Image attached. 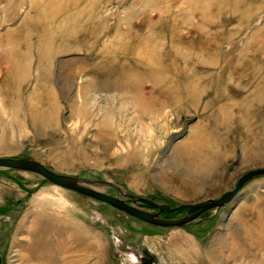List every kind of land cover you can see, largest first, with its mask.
Wrapping results in <instances>:
<instances>
[{"label": "rangeland", "instance_id": "1", "mask_svg": "<svg viewBox=\"0 0 264 264\" xmlns=\"http://www.w3.org/2000/svg\"><path fill=\"white\" fill-rule=\"evenodd\" d=\"M0 156L163 218L219 197L264 167V0H0ZM144 258L264 264V174L163 227L0 167V264Z\"/></svg>", "mask_w": 264, "mask_h": 264}, {"label": "water", "instance_id": "2", "mask_svg": "<svg viewBox=\"0 0 264 264\" xmlns=\"http://www.w3.org/2000/svg\"><path fill=\"white\" fill-rule=\"evenodd\" d=\"M0 167L27 170L37 173L54 184L75 190L82 195L105 202L110 206L120 211H123L124 213L130 216L145 221L147 223L163 226V227L183 226L193 221L204 211H207L209 209H217L225 206L227 203L230 202V200L235 196V194L239 191L241 186L248 179L256 175L264 174V167L250 169L237 179L232 189L227 190L219 197L210 198L205 201L193 203V204L177 205L175 208L184 207L190 209V212L177 218H163L159 216L160 212L164 210H170L171 208L156 205L157 211L155 212H147L141 210L135 207L134 205H132L126 199L96 190L88 186L82 179L73 175L63 174L53 171L48 167H46L45 165H43L41 162L34 159H30L26 157L0 156ZM134 264H154V263L150 259L144 258L140 262Z\"/></svg>", "mask_w": 264, "mask_h": 264}, {"label": "bare ground", "instance_id": "3", "mask_svg": "<svg viewBox=\"0 0 264 264\" xmlns=\"http://www.w3.org/2000/svg\"><path fill=\"white\" fill-rule=\"evenodd\" d=\"M38 61L40 62V59L38 58ZM19 65H20V63H19ZM17 67H19L18 65H17ZM40 73V72H39ZM127 76V75H126ZM126 77H124L123 76V78H122V80H124ZM131 77H129V79H130ZM137 82V81H136ZM142 85L143 84H141L140 82L138 83H136L135 85L133 84V86H131V87H133L134 89H136V87L137 88H142ZM138 99V101L137 100H134V102H135V104H137V105H139L140 107H141V105H143V103L144 104H150L151 102H150V100H148V99H145L144 97H139V98H137ZM146 106V105H145ZM142 111V110H141ZM150 110H147V111H145V115H147L148 113H150L149 112ZM144 112V111H143Z\"/></svg>", "mask_w": 264, "mask_h": 264}, {"label": "crops", "instance_id": "4", "mask_svg": "<svg viewBox=\"0 0 264 264\" xmlns=\"http://www.w3.org/2000/svg\"><path fill=\"white\" fill-rule=\"evenodd\" d=\"M149 259V258H148ZM152 261V260H151Z\"/></svg>", "mask_w": 264, "mask_h": 264}]
</instances>
